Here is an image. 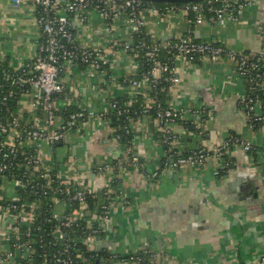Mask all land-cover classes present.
<instances>
[{
    "label": "built area",
    "instance_id": "1",
    "mask_svg": "<svg viewBox=\"0 0 264 264\" xmlns=\"http://www.w3.org/2000/svg\"><path fill=\"white\" fill-rule=\"evenodd\" d=\"M21 1L13 0V4L17 6ZM27 1L35 10V23L40 32L35 57L15 69L0 66V222L6 225L0 232V264H93L83 250L72 251L81 245L86 251L93 252L96 243H104L102 251L109 260L105 264H114L115 258L127 255L118 264H173L164 253L150 248L119 253L109 243L110 235L113 236L115 231L113 220L118 207L131 204L123 188L122 176L130 167L147 183L154 184L161 175L188 166L199 168L208 161H216L227 172L235 166L228 155L231 146H239L245 153L251 152L253 145L235 136L226 137L208 148L201 144L185 148L174 133L173 124L185 119V124L193 128L185 127V132L200 139L208 131L207 124L213 118V112L202 106L174 108L171 98L181 85L177 61L188 66L197 60L211 65L226 61L245 84L238 103L248 127L253 129L255 124L264 123L259 98V95L264 97V91L259 88L263 87L264 80L258 86L259 78L264 76V33L260 34L263 53L248 58L223 44L195 40L191 29L185 38H171L165 42L151 40L148 44L135 41L132 32L143 33L146 16L167 24L173 16L184 17L193 26L225 20L237 23L251 5L263 0H208L180 5H155L135 0ZM91 11L101 17L111 35L104 45H84L78 40L73 23L77 22L83 28ZM120 19L125 20L130 35L115 39L112 34L117 32ZM160 48L170 55L168 61L159 58ZM118 53L132 61L134 72L131 75L119 77L112 71L111 63ZM140 58L149 66L136 80ZM76 62L85 64L80 70L82 77L89 74L94 78V84L87 86V91L96 99L97 113H90L86 107L72 101V86L66 73L71 66H76ZM162 82L170 85L166 106L157 99L155 91L156 85ZM119 90H126L127 95L121 104L114 95ZM138 95L141 103L135 106ZM69 106H75V111L59 114L60 109ZM188 114L192 117L187 120ZM111 117L122 118L121 124L110 128ZM95 121L106 124L112 140L120 148L121 158H105L95 165L89 154L84 155L83 164L80 163L73 148L60 163L43 154V146L66 142L69 134H82L84 128ZM129 123L132 128H144L145 131L153 124L152 133L159 134L157 142L163 147L159 167L147 170L135 154L134 144L120 143L122 136L118 130L128 133ZM83 166L94 167L104 178L100 191L85 184ZM12 168L22 170L23 174L8 173ZM21 192H30L35 199L25 201ZM90 198L99 200L92 211ZM43 199L47 201V208L41 212ZM38 217L42 218L39 224ZM79 223L85 224L80 227L81 237L69 238L68 232ZM101 232L103 239L98 236ZM97 258V255L93 256V259ZM260 264H264V257L260 258Z\"/></svg>",
    "mask_w": 264,
    "mask_h": 264
},
{
    "label": "crops",
    "instance_id": "2",
    "mask_svg": "<svg viewBox=\"0 0 264 264\" xmlns=\"http://www.w3.org/2000/svg\"><path fill=\"white\" fill-rule=\"evenodd\" d=\"M145 18L147 23L142 31L151 40L185 38L191 29L197 41L223 44L248 58L263 53L260 34L264 33V0L251 5L237 23L225 20L193 26L181 16H173L168 24ZM118 23L112 38L130 35L125 20ZM73 24L79 42L84 45H104L111 38L105 23L94 11L88 13L83 28L77 22ZM39 36L35 10L27 0L17 6L13 0H0V59L6 66L15 69L32 61ZM111 65L119 77L134 72L132 61L120 53ZM176 68L181 85L171 98L173 107L202 106L213 112L208 131L200 139L185 132V119L176 121L172 128L181 144L185 148L197 144L208 148L235 136L251 143L256 150L245 153L239 146H231L228 155L235 164L232 171L220 173V165L208 161L199 168L188 166L161 175L154 184L147 183L129 167L122 181L131 204L118 207L113 220L115 231L109 243L119 253L150 248L164 253L173 264H260V258L264 257V123L253 129L248 127L238 103L245 84L229 62L211 65L198 61L188 66L177 61ZM66 75L72 86V101L90 113H97L96 99L87 91L94 78L89 74L82 77L75 66ZM262 85L264 88V81ZM114 95L124 100L127 97L126 90L115 91ZM185 117L188 120L192 116ZM193 117L197 119L196 115ZM152 126H149L151 131L133 128L134 152L147 170L159 167L163 159V147L154 137ZM67 141L54 151L52 146H43L42 152L56 161L64 159L73 148L80 163L89 154L95 165L105 158L122 157L106 124L99 121L85 127L82 134H69ZM93 168L83 166L81 171L85 184L100 191L104 178ZM5 227L0 222V232Z\"/></svg>",
    "mask_w": 264,
    "mask_h": 264
},
{
    "label": "trees",
    "instance_id": "3",
    "mask_svg": "<svg viewBox=\"0 0 264 264\" xmlns=\"http://www.w3.org/2000/svg\"><path fill=\"white\" fill-rule=\"evenodd\" d=\"M153 4H155V3H153ZM155 5H160V4H155ZM190 20L192 19V17H190L189 18ZM143 30V29H142ZM143 32V31H142ZM192 36H193V34H192ZM132 37H133V39L135 40V41H143V42H145V43H149L150 41H151V39H149L148 38V36L147 35H145V33H137V32H132ZM193 38H194V36H193ZM195 39V38H194ZM157 42H160V41H157ZM158 56H159V58L161 59V60H163V61H168V59L167 58H170V55H168L167 53H166V50L165 49H163V48H160L159 49V52H158ZM138 61H139V69H138V71H137V73H136V76H135V79L136 80H139L141 77H140V75H141V73L143 72H145L147 69H148V63L144 60V59H138ZM199 60H197V61H195V63L196 62H198ZM0 66L1 67H4V66H6L2 61H1V59H0ZM84 66H85V64H83V63H81V62H76V68H79L80 70H82L83 68H84ZM0 67V68H1ZM0 78H2V69H1V71H0ZM262 80H264V76L262 77V78H259V80H258V86H259V84H260V81H262ZM169 86L170 85H168V84H166V83H160V84H158V85H156V87H155V91H156V95H157V99H159L160 100V102L162 103V105H164V106H166L167 104V102L169 101V93H168V88H169ZM259 88H260V91H264V88L261 86H259ZM259 94H260V92H258ZM259 98L261 99V103H262V105H263V109H262V111L264 112V97H262V96H260L259 95ZM116 101L117 102H119L120 104L121 103H123L125 100H124V98H122V99H118V98H116ZM135 101H136V105L135 106H138L140 103H141V97L138 95L137 97H136V99H135ZM72 111H75V106H69V107H66V109L64 110V109H60L59 110V114H67V113H69V112H72ZM154 116V113L153 112H151V114H150V118H152ZM153 119V118H152ZM110 128H115L116 126H117V124H121V122H122V118H115V117H111L110 118ZM130 124V123H129ZM128 124V125H129ZM256 125H259V124H255V126ZM132 123L130 124V127H131V129L129 130V132L128 133H124V131L123 130H118V133L122 136V138H121V141H120V143H123V144H132L133 143V140H134V135H135V132L133 131V128H132ZM184 126L185 127H188L189 128V126H188V124H184ZM254 126V127H255ZM189 129H193V128H189ZM117 132V131H116ZM155 135H154V137L156 138V139H159V134H157V133H154ZM255 147H253V149L251 150V152L253 153V152H255ZM250 152V153H251ZM219 172L220 173H225L224 172V169H220L219 170ZM8 173H10V174H18V175H22L23 174V171L22 170H20V169H15V168H12V169H10V170H8ZM22 193V197H23V200H25V201H28V202H30V201H32V200H34L35 199V197L32 195V194H30V192H21ZM88 202H89V206H90V210L92 211V210H94L95 209V207H96V205H95V203L96 204H98V202H99V200L97 199V198H95V199H89L88 200ZM47 208V201H46V199H43V200H41V204H40V211L41 212H43V210L44 209H46ZM39 210H38V212H39ZM85 218L86 219H89V216L88 215H86L85 216ZM41 217H38L37 218V223L39 224V223H41ZM81 225V226H80ZM85 224L84 223H79V226L78 227H74L73 229H72V231H69L68 232V237L69 238H80L81 237V233H82V231L81 232H79L80 231V227H83ZM24 228H22V230H23ZM98 236H101L102 238L101 239H103V235H102V232L101 233H98ZM111 237H112V235H110ZM77 250H79L80 252H81V250H83V252H85V257L88 259V260H92V263L93 264H105V262H108L109 260H108V256L106 257V254L104 253V251H102V248L99 250V252L98 251H93V252H88V251H86L85 249H83V247L81 246V245H79V246H77L73 251H72V253H76L77 252ZM95 255H97V259H93V256H95ZM129 255H127V256H122V257H118L117 259L115 258L114 260H113V263L114 264H118V261H120L121 259H123V257L124 258H126V257H128Z\"/></svg>",
    "mask_w": 264,
    "mask_h": 264
},
{
    "label": "water",
    "instance_id": "4",
    "mask_svg": "<svg viewBox=\"0 0 264 264\" xmlns=\"http://www.w3.org/2000/svg\"><path fill=\"white\" fill-rule=\"evenodd\" d=\"M135 1H142V2H148V3H155V4H160V5H163V4H171V5H180V4H187V3H197V2H203V1H208V0H135ZM68 141L66 142H58L56 144H54L52 146V150L54 151L56 148L60 147L63 144H66ZM89 145L86 144V148L88 147ZM63 159H59V160H56L57 163H60ZM99 241L101 239H98ZM104 247V243H96L95 244V250H97L98 248H103Z\"/></svg>",
    "mask_w": 264,
    "mask_h": 264
}]
</instances>
